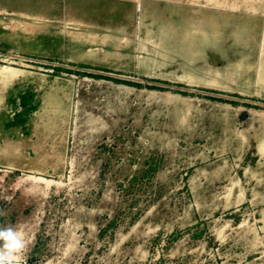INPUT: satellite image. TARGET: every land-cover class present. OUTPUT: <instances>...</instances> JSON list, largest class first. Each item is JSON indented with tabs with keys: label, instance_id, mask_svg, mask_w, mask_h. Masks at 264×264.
Instances as JSON below:
<instances>
[{
	"label": "rangeland",
	"instance_id": "1",
	"mask_svg": "<svg viewBox=\"0 0 264 264\" xmlns=\"http://www.w3.org/2000/svg\"><path fill=\"white\" fill-rule=\"evenodd\" d=\"M20 264H264V0H0V227Z\"/></svg>",
	"mask_w": 264,
	"mask_h": 264
},
{
	"label": "clouds",
	"instance_id": "2",
	"mask_svg": "<svg viewBox=\"0 0 264 264\" xmlns=\"http://www.w3.org/2000/svg\"><path fill=\"white\" fill-rule=\"evenodd\" d=\"M25 248L26 240L17 228L0 227V264H20Z\"/></svg>",
	"mask_w": 264,
	"mask_h": 264
}]
</instances>
